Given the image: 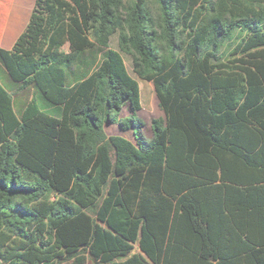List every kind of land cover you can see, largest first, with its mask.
<instances>
[{
	"label": "trees",
	"instance_id": "obj_1",
	"mask_svg": "<svg viewBox=\"0 0 264 264\" xmlns=\"http://www.w3.org/2000/svg\"><path fill=\"white\" fill-rule=\"evenodd\" d=\"M0 62V264H264V0H35Z\"/></svg>",
	"mask_w": 264,
	"mask_h": 264
},
{
	"label": "rangeland",
	"instance_id": "obj_2",
	"mask_svg": "<svg viewBox=\"0 0 264 264\" xmlns=\"http://www.w3.org/2000/svg\"><path fill=\"white\" fill-rule=\"evenodd\" d=\"M31 0H28V4ZM35 1V0H34ZM31 5L29 7V10ZM14 9V0H0V48H3L2 45V36L4 27L8 21L10 15H12ZM33 9V8H32ZM32 12V10H31ZM28 13V16L31 15ZM27 11L19 14V18H15L8 25V34L10 32L13 34L20 30L25 19H26ZM28 19V17H27ZM110 47L112 49L118 50L117 46V35H114L110 40ZM66 50V48H65ZM125 66L127 68L128 73L132 78H134L140 89V103L141 108L137 113L138 118L145 124L144 126V137L146 140L151 139V128L150 123L153 119L162 118L163 113L158 107V101L154 92V88L152 83L143 81L139 79L132 70L131 60L125 54H122ZM0 80L7 86L8 89L11 90L14 96L15 107L17 110L22 109L24 105L34 96L35 90L32 86L26 89H19V85L12 82L8 76H6V71L3 68L0 62ZM128 116L127 108L121 114V117ZM105 131L107 135H120L125 137L126 139L133 141L131 132H121L116 126H106Z\"/></svg>",
	"mask_w": 264,
	"mask_h": 264
},
{
	"label": "crops",
	"instance_id": "obj_3",
	"mask_svg": "<svg viewBox=\"0 0 264 264\" xmlns=\"http://www.w3.org/2000/svg\"><path fill=\"white\" fill-rule=\"evenodd\" d=\"M30 5H31V8L29 10ZM33 7H34V0H31L29 4H28V0H14L13 13L8 18V21H7V23H6L5 27H4V31H3V36H2L3 49L11 50L13 48L15 42L17 41V39L23 33L24 29L27 26V23H28L29 18H30V15L28 16V13L30 14V12H31ZM25 10L27 11V15H26V19H25L22 27L20 28L19 31H17L14 34L12 32H10V35H9L8 34V25H9V23L12 22L15 18H19V14L20 13H24ZM27 17H28V19H27ZM6 76H8L7 73H6Z\"/></svg>",
	"mask_w": 264,
	"mask_h": 264
}]
</instances>
